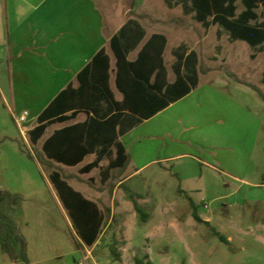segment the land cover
<instances>
[{"label": "rangeland", "instance_id": "1", "mask_svg": "<svg viewBox=\"0 0 264 264\" xmlns=\"http://www.w3.org/2000/svg\"><path fill=\"white\" fill-rule=\"evenodd\" d=\"M237 7L239 15L245 9L242 0ZM257 13L256 23H264V4ZM173 19L175 46L186 43L196 50L204 72L226 73L246 86L233 80L208 84L205 79L199 92L161 116L162 126L139 129V147L146 153L159 156L168 150L166 144L173 143L177 152L195 154L207 163L193 166L203 178L185 193L170 164H166L169 172L152 167L128 183L135 193L125 187L127 199L138 196L149 201L140 204L148 222L137 214L136 227L131 220L128 223L130 245L124 222L133 211L117 202L102 205L107 220L98 246L87 248L90 257L59 202L50 174L59 171L90 199L103 187L108 194L109 185L101 184L98 170L82 175L78 168L67 170L50 162L42 141H31L34 125L26 123L23 134L0 101V209L10 212L25 237L30 264H134L135 257L146 254L153 264H264V100L258 92L264 94V45L232 42L219 26L205 30L181 7L173 10ZM117 97L121 99L119 93ZM177 118L186 130L175 125ZM164 121L173 137L155 135V129L165 127ZM5 195L13 201L1 198ZM194 210L209 224L197 222ZM114 247L122 263L112 256ZM0 264H12L1 244Z\"/></svg>", "mask_w": 264, "mask_h": 264}, {"label": "crops", "instance_id": "2", "mask_svg": "<svg viewBox=\"0 0 264 264\" xmlns=\"http://www.w3.org/2000/svg\"><path fill=\"white\" fill-rule=\"evenodd\" d=\"M30 2L32 8L22 4L27 15L24 23L18 24L16 12L21 0H0V101L13 120L15 116L28 111L30 115L27 123L34 125L32 130L38 127V117L42 112L69 85L74 88L79 87L78 75L102 50H105L111 59L112 91L116 100L122 102L124 96L116 87V58L111 49V40L119 34H122L123 41L129 50L128 60L133 63L140 60L148 63V70L152 69L150 84L161 93L173 96L187 88L191 89L188 94L149 120L139 122L135 115L121 114L115 119L110 132H104L102 124L108 118H94L93 114L83 112L66 123L52 124L36 143L42 141L44 154L45 142L57 131L84 122L94 126L87 139L90 154L77 166L66 167L67 170L78 168L81 174L87 165L99 161L97 168L82 175H91L98 170L101 174V184L109 185L107 190L109 193L102 192L103 187L99 194H94L91 196L92 199H88L96 202L100 208L107 204L114 206L117 202L120 208L124 207L128 212L130 209L133 211L131 218H127L124 222L128 245H130L132 234L129 233L128 223L131 220L130 223L135 226L133 222L137 218L132 198L139 205L149 201L148 197L138 196L127 199L125 187L132 190L128 183L152 167H159L163 172H169L167 165L170 164L185 193L186 190L191 191L197 188L194 184H198L203 178L193 166L207 163L195 154L177 152L172 146L173 143L166 144L168 150L159 156L156 153H146L145 148L139 147L141 144L140 136H138L139 129L148 124L149 128L151 124L155 127L162 126L161 116L199 92L205 79L208 84L215 81L225 82V84L231 80L235 81L226 73L211 75L209 71L204 72L201 69L199 53L189 49L186 43L175 46L173 10L181 7L184 15L191 16L205 30L218 25L206 27L204 23L199 22L196 19V13L192 10L191 0H30ZM178 79L182 80L178 85L179 89H174ZM235 82L246 86V84ZM118 93L121 99L117 97ZM106 105L102 103V106ZM181 121L177 118L175 125H180L182 131L186 130ZM53 126L57 128L46 135ZM164 126V128H154L157 131L155 135L173 137L172 128L168 127L166 121ZM190 128L193 129L195 126L190 125ZM174 141L176 145H181L178 144L181 140ZM117 142L125 146L128 162L124 168L110 171L109 165L117 157ZM135 147H137L136 150ZM108 159L107 166H104L103 163ZM127 168L130 169L128 173L122 172ZM62 176L66 181L68 180L64 175ZM57 196L62 204L59 195ZM108 198L110 202L106 203ZM114 215L113 211L111 220ZM98 243L99 241L90 249L94 250ZM81 245L90 255L88 247L82 242ZM122 261L123 259L120 262Z\"/></svg>", "mask_w": 264, "mask_h": 264}, {"label": "trees", "instance_id": "3", "mask_svg": "<svg viewBox=\"0 0 264 264\" xmlns=\"http://www.w3.org/2000/svg\"><path fill=\"white\" fill-rule=\"evenodd\" d=\"M239 0H191L196 19L206 27L218 25L222 27L233 41H243L252 47L264 45V23L257 24V9L264 0H242L244 11L237 14ZM111 49L116 58V87L124 99L119 102L111 88V59L105 50L100 51L78 75L79 87L69 85L62 91L38 117L39 126L30 132L31 141L36 144L45 134L47 128L54 123H66L77 117L79 113H91L94 118H108L102 125L104 132H110L115 119L125 113L138 117V121L149 120L170 104L176 102L190 92V88L174 94L165 95L150 84L148 63L130 62L129 50L123 41L122 34L111 40ZM149 71V74H148ZM174 89H179V83ZM264 84V77L262 80ZM264 100V94L259 90ZM106 103V106H102ZM70 114V115H69ZM92 128L89 123H78L57 131L43 146L44 154L50 161L65 166H77L90 154L87 139ZM117 157L109 165V170L124 168L128 162V154L121 142L116 143ZM99 166V161L87 165L81 174H88ZM50 181L55 186L63 207L71 218L79 239L88 248H93L99 241L106 222V213L100 206L75 190L56 170L50 174ZM182 193H184L182 191ZM187 196V195H186ZM8 198L13 201L11 195ZM134 209L143 222H148L149 215L143 211L138 202L132 198ZM194 219L202 221L194 210ZM221 240L224 237L220 236ZM0 244L9 256L12 264H30L25 237L10 212L0 209ZM115 260L122 256L117 249L111 248ZM134 264H153L149 255L135 257Z\"/></svg>", "mask_w": 264, "mask_h": 264}, {"label": "clouds", "instance_id": "4", "mask_svg": "<svg viewBox=\"0 0 264 264\" xmlns=\"http://www.w3.org/2000/svg\"><path fill=\"white\" fill-rule=\"evenodd\" d=\"M22 4H26L28 8L33 7L30 0H21V3H18L16 12V22L18 24L24 23L25 17L27 15L26 11L22 7Z\"/></svg>", "mask_w": 264, "mask_h": 264}, {"label": "built area", "instance_id": "5", "mask_svg": "<svg viewBox=\"0 0 264 264\" xmlns=\"http://www.w3.org/2000/svg\"><path fill=\"white\" fill-rule=\"evenodd\" d=\"M29 112L25 111L21 115L15 116L14 121L18 128L21 130V132L24 134V125L27 123L29 118ZM80 264H83L82 262Z\"/></svg>", "mask_w": 264, "mask_h": 264}]
</instances>
